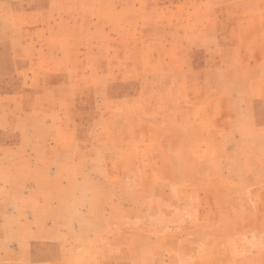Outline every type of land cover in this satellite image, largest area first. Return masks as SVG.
<instances>
[{"label":"rangeland","instance_id":"rangeland-1","mask_svg":"<svg viewBox=\"0 0 264 264\" xmlns=\"http://www.w3.org/2000/svg\"><path fill=\"white\" fill-rule=\"evenodd\" d=\"M0 264H264V0H0Z\"/></svg>","mask_w":264,"mask_h":264}]
</instances>
